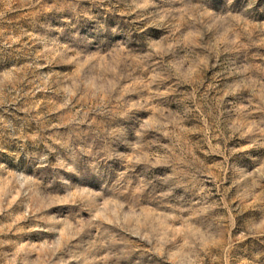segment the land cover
Returning <instances> with one entry per match:
<instances>
[{
    "label": "rangeland",
    "instance_id": "1",
    "mask_svg": "<svg viewBox=\"0 0 264 264\" xmlns=\"http://www.w3.org/2000/svg\"><path fill=\"white\" fill-rule=\"evenodd\" d=\"M0 264H264V0H0Z\"/></svg>",
    "mask_w": 264,
    "mask_h": 264
}]
</instances>
